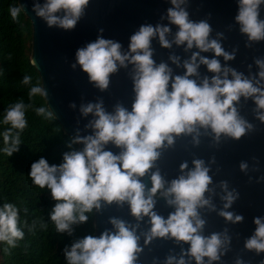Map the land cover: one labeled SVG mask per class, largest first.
<instances>
[{"label":"clouds","instance_id":"clouds-1","mask_svg":"<svg viewBox=\"0 0 264 264\" xmlns=\"http://www.w3.org/2000/svg\"><path fill=\"white\" fill-rule=\"evenodd\" d=\"M89 2L32 0L31 9L48 27L69 31L85 15ZM168 2L170 6L160 16V21L167 23L140 24L128 37L126 47L119 40L105 38L101 27L95 40L76 49L70 67H79L100 92L108 89L113 74L128 70L131 105L118 101L108 110L102 97L82 101L78 112L86 122L66 141L68 150L61 161L50 164L41 156L30 165L27 174L32 185L46 189L55 202L48 221L56 233L72 236L76 226L87 223L107 205H126L131 217L109 216L111 227L99 235L74 238L62 250L65 264H140L138 257L144 247L159 239L171 241L179 251L169 248L162 260L153 257L152 264H224L222 257L231 249L233 236L227 227L205 234L202 213L215 212L233 225L244 219L231 210L240 195L237 189L227 180L214 182V173L210 175L215 156L207 161L195 155L190 161L181 160L171 178L162 173L158 161L180 138H188L196 147L202 137H208L218 146L222 139H239L251 132L255 125L241 115L242 98L252 101L254 118L264 124V56L253 57L255 72L253 64L247 65V74L238 71L228 63L238 49H225L224 32L216 31L213 36L207 18L190 19V0ZM236 4L234 22L246 37L245 46L264 41V18L260 16L264 0H236ZM22 11L26 12L21 3L9 7L13 21H18ZM153 41L166 49L182 48L186 55L182 58L171 51L167 61L157 62ZM173 65L183 71L176 72ZM21 83L28 86L29 102L17 100L0 118V125L7 126L0 131V152L8 157L18 151L29 110L45 120L56 118L49 102L35 105L37 97L48 101L44 85L33 84L30 75H23ZM69 107L77 109V104L70 102ZM252 159L256 163L251 171H258L259 162ZM239 169L247 174L249 162L241 160ZM256 181H264V175ZM160 200L171 209L166 216L157 210ZM19 211L11 202L0 205V245L4 246L0 251L5 254L25 235L18 226L22 223ZM48 221L33 220L24 226L34 233L46 229ZM252 223L255 227L244 238L243 247L259 255L264 252V215L254 216ZM233 264L248 262L237 255Z\"/></svg>","mask_w":264,"mask_h":264},{"label":"water","instance_id":"water-1","mask_svg":"<svg viewBox=\"0 0 264 264\" xmlns=\"http://www.w3.org/2000/svg\"><path fill=\"white\" fill-rule=\"evenodd\" d=\"M23 4L26 12L22 13L29 19L32 27L31 54L30 61L37 70L41 85L47 90L48 101H45L53 110L62 131L71 136L77 127L83 128L85 119H82L78 112L79 104L84 101H94L97 97H102L105 107L111 110L116 102H121L126 106L131 105L132 86L127 69H120L110 77V85L107 90L100 92L94 88L87 79V75L79 67H70L74 60L77 48L93 41L97 37V30L104 28L105 38L119 40L125 47L128 37L138 28L140 24L160 21L162 13L170 6L168 0H90L85 10V15L78 21L74 29L66 31L57 27H48L39 17H36L31 9L32 0H18V5ZM190 19H208L213 28L212 35L216 31L224 32L225 39L223 46L226 50L236 47L235 58L228 63L238 71L247 74L248 64H253L252 71L256 66L253 57L264 56V41L257 42L252 47L245 46L246 37L239 32L238 25L234 22L237 11L236 0H190L187 8ZM261 18H264V6L261 7ZM229 25L231 27L229 28ZM175 31V26H172ZM154 59L159 62L167 61L171 51L182 58L186 55L182 48L173 47L166 49L153 41ZM211 55L210 53H203ZM223 63V60L221 58ZM170 63V62H169ZM182 72V69H176ZM200 72H206L205 66L200 67ZM210 75V73H209ZM70 102L77 104V109L69 107ZM253 103L251 100L244 102L241 100L240 112L246 119L252 122L254 129L239 139H222L218 146H213L208 137H202L200 145L193 147L188 138H180L172 149L165 150L158 161L164 175L171 178L176 175L178 164L181 160H191L193 155L202 157L206 161L211 156H215L216 163L212 166L210 175L213 181L222 180L219 171L223 167H228V182L230 187H234L240 193L239 198L232 205L234 212L242 214L244 219L237 224L226 223L225 220L215 212H203L206 219L205 234L213 231H221L225 227L232 234L231 249L222 257L224 264H233L237 255L248 262V264H260L264 259V252L257 255L253 251H248L243 247L244 238L249 236L255 225L252 223L254 216L264 215V181L257 182L256 177L264 175V124L256 120L252 113ZM77 120L80 121L77 124ZM83 134V133H82ZM113 151H117L109 145ZM259 162V170L251 171L252 164ZM246 160L249 162L250 170L247 174L239 169V162ZM218 169V170H217ZM249 176L252 180H249ZM218 206L219 202L217 201ZM157 210L167 215L171 209L167 208L163 200L158 201ZM120 216L124 219H131L128 215L127 206L117 207L107 205L98 213L94 214V232L96 235L104 228H110L109 216ZM141 243L143 241L141 240ZM179 248L171 241L162 239L154 240L144 247L138 259L140 264H152L153 257L161 260L167 254L169 248ZM187 247V245H185ZM216 264V262H214Z\"/></svg>","mask_w":264,"mask_h":264},{"label":"trees","instance_id":"trees-1","mask_svg":"<svg viewBox=\"0 0 264 264\" xmlns=\"http://www.w3.org/2000/svg\"><path fill=\"white\" fill-rule=\"evenodd\" d=\"M18 6V0H0V118L5 109L23 99L28 103V86L22 85L23 75H30L32 83H41L40 76L30 61L32 27L21 12L18 21H13L9 7ZM46 104L44 98H35V105ZM27 127L21 132L18 151L7 156L0 152V205L14 203L19 211V223L25 235L17 246L5 254L0 251V264H65L63 248L71 241L88 233H94V215L85 224L75 227L72 236L55 232L48 221V212L55 203L46 189L32 185L28 171L33 161L41 156L50 164L59 163L69 137L59 123L42 119L32 110L26 113ZM6 125H0L3 131ZM0 147H3L0 137ZM28 211L24 212L23 209ZM48 221L44 230L28 231L25 224L33 220ZM4 247L0 245V248Z\"/></svg>","mask_w":264,"mask_h":264},{"label":"flooded vegetation","instance_id":"flooded-vegetation-1","mask_svg":"<svg viewBox=\"0 0 264 264\" xmlns=\"http://www.w3.org/2000/svg\"><path fill=\"white\" fill-rule=\"evenodd\" d=\"M219 175L222 177V180L228 181V177H229L228 167L221 168V170L219 171Z\"/></svg>","mask_w":264,"mask_h":264}]
</instances>
